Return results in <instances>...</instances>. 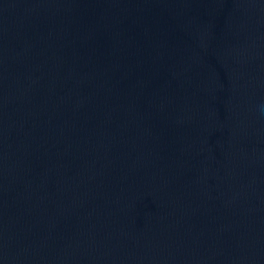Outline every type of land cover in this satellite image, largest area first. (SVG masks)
<instances>
[{"label": "water", "instance_id": "95a60500", "mask_svg": "<svg viewBox=\"0 0 264 264\" xmlns=\"http://www.w3.org/2000/svg\"><path fill=\"white\" fill-rule=\"evenodd\" d=\"M0 264H264V0H0Z\"/></svg>", "mask_w": 264, "mask_h": 264}]
</instances>
